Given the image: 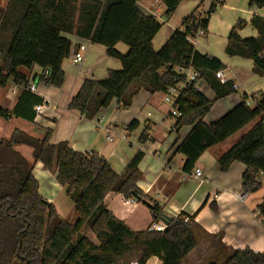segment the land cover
<instances>
[{
  "label": "trees",
  "instance_id": "1",
  "mask_svg": "<svg viewBox=\"0 0 264 264\" xmlns=\"http://www.w3.org/2000/svg\"><path fill=\"white\" fill-rule=\"evenodd\" d=\"M141 0H7L0 6V85L11 79L26 87L29 78L20 68H40L33 80L46 86L60 87L64 82L62 62L71 50L72 38L105 48L107 57L120 63L103 79H85L67 108L92 119L113 101L121 108L130 105L129 97L138 90L161 92L184 81L177 68L196 71L215 94V100L234 92L230 80L220 83L215 77L222 63L215 57L197 51L187 38L201 28L223 0H210L205 13L196 7L185 17L157 51L152 40L161 22L143 13ZM163 16L169 18L184 0H160ZM250 7L264 6V0H247ZM257 36L242 39L238 35L245 22L238 20L231 29L225 52L252 61V72L264 76V19L253 15L249 21ZM127 47L125 54L116 45ZM209 100L187 84L175 99L174 128L190 127L189 133L174 150L184 157L182 170L189 173L208 148L223 142L252 120L258 121L218 159L221 171L234 161L245 166L241 189L252 193L261 187L264 175V91L259 92L252 107L243 100L217 120L204 123L210 110ZM3 117L5 113L0 111ZM131 121L126 131L137 127ZM48 130L42 139L14 130L9 139L0 140V264H146L155 257L161 264H185L187 255L197 246L193 217L171 218L163 231L129 229L104 205L108 192L132 199V194L150 203L152 221L163 216L162 208L136 185L138 163L143 152L137 151L122 173L111 169L98 154L86 155L73 150L68 143L49 142ZM147 129L140 135L144 143ZM16 144L32 149L33 165L37 162L54 171L56 182L73 200L76 220L69 223L59 217L54 206L37 191V180L31 165L14 150ZM76 191L78 193L76 194ZM264 226V194L256 206ZM83 227L94 235L96 243L82 234ZM222 264H264V252L245 248L233 251Z\"/></svg>",
  "mask_w": 264,
  "mask_h": 264
},
{
  "label": "crops",
  "instance_id": "2",
  "mask_svg": "<svg viewBox=\"0 0 264 264\" xmlns=\"http://www.w3.org/2000/svg\"><path fill=\"white\" fill-rule=\"evenodd\" d=\"M6 1L0 0V6ZM138 5L143 13L154 15L162 23L152 40V47L157 51L196 7L199 6V11L205 13L210 0H184L169 18L163 16L164 5L160 0H141ZM253 15L264 19V6L250 7L247 0H223L210 15L204 34L196 37L194 48L218 59L224 66L218 71H222L225 78L234 84L233 93L215 100L213 91L199 79L198 90L204 97L213 100L210 110L203 117L204 123L220 118L241 102L244 96L248 105L249 101L255 103L258 93L264 91V76H257L252 72V61L229 56L225 52L229 33L238 20L245 22L238 30L240 38L257 36L256 30L249 23ZM215 35L219 36L218 41L213 40ZM71 38L70 53L62 62L64 82L60 87L46 86L33 80L40 73L37 66L19 69L29 78L28 86L15 85L11 79L0 85V111L7 116L3 117L0 113V140L9 139L14 130L42 139L49 130L51 144L66 142L77 152L98 154L118 174L122 173L133 155L141 151L143 155L138 163L140 177L137 187L162 208L163 215L171 218L180 214L193 217L197 246L187 255L185 264H222L233 251L245 248L253 252H264V226L256 213V206L264 194V175H260L261 187L258 190L245 193L241 189L244 164L234 161L225 171H221L218 164L219 157L258 118L223 142L205 150L190 171L199 168L201 180L190 177V172L182 170L184 157L174 153L176 145L186 137L190 127L174 128L175 116L171 114L173 108L164 101V93H149L140 89L129 97L130 105L127 108L123 109L120 107L121 103L113 101L92 119L67 108L70 99L78 92L85 79H103L109 70L120 68L118 60L106 56L103 46ZM82 44L85 49L80 51L79 46ZM116 48L122 54L127 52L124 44H117ZM78 51L82 54V60L75 63L74 53ZM9 85L12 86L10 97L6 93ZM43 101L42 111L37 112L35 106ZM134 120L137 121V127L126 131L127 125ZM145 129L146 141L141 143L139 138ZM14 150L33 165L30 147L16 144ZM32 174L37 180L39 195L51 203L61 217L59 213L63 206L56 203L57 197L62 193L66 194L64 188L56 182L55 172L46 170L37 162L33 165ZM240 193L246 194L242 200L236 196ZM130 200L120 193L108 192L103 202L115 218L123 221L133 231L145 230L155 222L163 223L161 220L152 221L148 206L135 199V202ZM65 208L68 209L63 211L62 219L68 214L72 218L69 223H74V204L70 201ZM139 218L143 227H138ZM150 262L161 264L155 257L148 259L146 264Z\"/></svg>",
  "mask_w": 264,
  "mask_h": 264
},
{
  "label": "built area",
  "instance_id": "3",
  "mask_svg": "<svg viewBox=\"0 0 264 264\" xmlns=\"http://www.w3.org/2000/svg\"><path fill=\"white\" fill-rule=\"evenodd\" d=\"M204 34V31L199 28L196 33L194 34V36L192 37H189L187 38L188 41L194 45L195 44V40H196V37L200 36ZM85 49V45L82 44L79 46V50L80 51H83ZM78 51L76 53H74V59L73 61L75 63H78L82 60V54L81 52ZM177 72L179 74H183L184 75V81L175 85V86H171L169 87L166 92L164 93V101L171 104L172 105V110H171V114L176 116L178 115L177 112H176V109L174 106V103H175V99L176 97L179 95V92L187 85V84H190V83H194V87L198 89V81H199V75L196 71L192 70L190 67L188 68H177ZM215 77L220 81V83H225L227 81V79L225 78L224 74L222 71H217L215 73ZM233 87H234V84H233ZM30 89L32 90L33 89V85L30 86ZM44 107V101L38 105L35 106V110L37 112H40L42 111ZM109 140H111L110 137H108ZM201 170L199 168H195L192 172H190L189 176L190 177H193L195 179H198V180H201ZM237 198L239 200H242L245 198L246 194L245 193H240V194H237L236 195ZM130 202H135L134 199H131ZM184 220H188V216H184L183 218ZM165 224L163 223H159V222H155V223H152L148 229L150 231H163L164 228H165Z\"/></svg>",
  "mask_w": 264,
  "mask_h": 264
},
{
  "label": "rangeland",
  "instance_id": "4",
  "mask_svg": "<svg viewBox=\"0 0 264 264\" xmlns=\"http://www.w3.org/2000/svg\"><path fill=\"white\" fill-rule=\"evenodd\" d=\"M210 37V36H209ZM219 36L218 35H215V36H213L212 38H213V40H215V41H218V38ZM217 45V47H218V44H216ZM11 88H12V86L11 85H9L7 88H6V93H7V96L8 97H10V90H11ZM253 101H249V106H253ZM31 158H28V160H30ZM64 192H65V188H64ZM78 193V191H76V194ZM72 202L73 203V200L72 199H70L69 197H66L65 195H63V193L61 194V195H59L58 197H57V204L58 205H62L63 206V208H61L60 210L62 211V212H60V213H62V214H60L59 213V215L61 216V218H63V211H66L68 208H65V205L67 204V203H69V202ZM58 215V214H57ZM74 216H75V213H74ZM65 218L64 219H67V221L68 222H70L71 221V217L68 215V214H65V216H64ZM138 227H143L142 225H143V223H142V220L139 218L138 219ZM81 232H82V234H84L85 236H87V238L90 240V241H92V242H94V243H96V239H95V237H94V235L88 230V228H86V227H83L82 228V230H81ZM209 259V258H208ZM148 264H152V262H150V263H148ZM186 264H188V263H186Z\"/></svg>",
  "mask_w": 264,
  "mask_h": 264
},
{
  "label": "water",
  "instance_id": "5",
  "mask_svg": "<svg viewBox=\"0 0 264 264\" xmlns=\"http://www.w3.org/2000/svg\"><path fill=\"white\" fill-rule=\"evenodd\" d=\"M132 196H133V198H134L136 201L141 202V203L145 204V205L148 206V207L150 206V203H149L148 201L142 200L138 195H136V194H132ZM170 219H171V217H168V216H166V215H163V216L160 218V220H161L165 225L168 224V222L170 221Z\"/></svg>",
  "mask_w": 264,
  "mask_h": 264
}]
</instances>
